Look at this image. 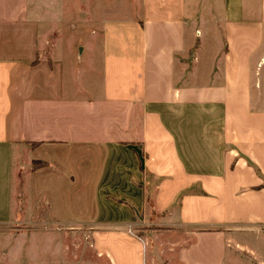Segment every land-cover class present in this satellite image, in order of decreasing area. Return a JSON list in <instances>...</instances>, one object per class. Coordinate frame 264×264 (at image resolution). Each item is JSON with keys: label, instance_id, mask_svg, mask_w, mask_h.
Returning <instances> with one entry per match:
<instances>
[{"label": "crops", "instance_id": "1", "mask_svg": "<svg viewBox=\"0 0 264 264\" xmlns=\"http://www.w3.org/2000/svg\"><path fill=\"white\" fill-rule=\"evenodd\" d=\"M72 1L0 0V222L147 264L150 201L171 264H264V0Z\"/></svg>", "mask_w": 264, "mask_h": 264}, {"label": "rangeland", "instance_id": "2", "mask_svg": "<svg viewBox=\"0 0 264 264\" xmlns=\"http://www.w3.org/2000/svg\"><path fill=\"white\" fill-rule=\"evenodd\" d=\"M72 2L75 3L74 0ZM80 11V14L76 10L69 11V38L73 35L70 29L73 30L76 24L79 27L81 20L88 18L91 21L94 18L90 7L84 6ZM4 200L0 199V214L7 213ZM18 201L20 202L16 208H21V212L25 211L29 206L28 201ZM150 203L149 201L150 219H141L142 222L139 220L140 223H135L133 231L129 232L146 242L147 264H171L177 260V252L174 250L177 246L172 245V242L187 240L188 234L182 228L172 231L159 228L155 224L157 213ZM93 227L60 224L49 220L31 222L22 215L2 221L0 264H110L108 257L99 252L93 242Z\"/></svg>", "mask_w": 264, "mask_h": 264}]
</instances>
